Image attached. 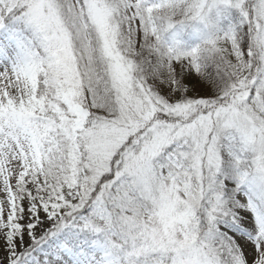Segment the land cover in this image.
I'll return each mask as SVG.
<instances>
[{"label":"snow or ice","instance_id":"snow-or-ice-1","mask_svg":"<svg viewBox=\"0 0 264 264\" xmlns=\"http://www.w3.org/2000/svg\"><path fill=\"white\" fill-rule=\"evenodd\" d=\"M0 264H264V0H0Z\"/></svg>","mask_w":264,"mask_h":264}]
</instances>
